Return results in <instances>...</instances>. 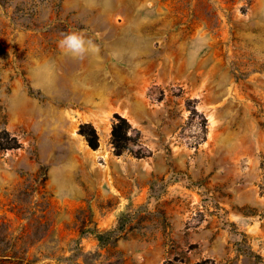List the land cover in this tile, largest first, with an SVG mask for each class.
<instances>
[{
	"label": "rangeland",
	"instance_id": "374dc122",
	"mask_svg": "<svg viewBox=\"0 0 264 264\" xmlns=\"http://www.w3.org/2000/svg\"><path fill=\"white\" fill-rule=\"evenodd\" d=\"M3 129L22 264H264V0H0Z\"/></svg>",
	"mask_w": 264,
	"mask_h": 264
},
{
	"label": "trees",
	"instance_id": "16d2710c",
	"mask_svg": "<svg viewBox=\"0 0 264 264\" xmlns=\"http://www.w3.org/2000/svg\"><path fill=\"white\" fill-rule=\"evenodd\" d=\"M206 127V120L204 123ZM130 130H133L128 119L118 116V121L114 124L112 134H111V143L114 146L116 154L120 155L123 151L128 150L137 157L146 156L143 147L134 150L132 145L139 143L140 131L135 130V134H131ZM81 132L87 138L89 145L94 149L99 146L98 134L96 129L89 123L82 125ZM20 147V142L17 137L12 136L10 132L6 129L0 131V149H16ZM161 226L165 229L167 223L164 219L160 221ZM125 223H121L119 228L123 229ZM141 236H144V233H140ZM25 235L21 234L17 237H10L7 231V227L0 224V263L9 262L15 264H22L26 260V247ZM177 260V259H176ZM210 260L199 261L196 264H209ZM211 262V261H210ZM27 264H32V261H28ZM166 264H174L172 261H167ZM211 264H214L211 262Z\"/></svg>",
	"mask_w": 264,
	"mask_h": 264
},
{
	"label": "clouds",
	"instance_id": "9594fccd",
	"mask_svg": "<svg viewBox=\"0 0 264 264\" xmlns=\"http://www.w3.org/2000/svg\"><path fill=\"white\" fill-rule=\"evenodd\" d=\"M59 46L76 57H83L89 50H95V45L90 39L75 31L64 35L59 41Z\"/></svg>",
	"mask_w": 264,
	"mask_h": 264
}]
</instances>
